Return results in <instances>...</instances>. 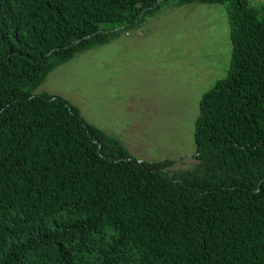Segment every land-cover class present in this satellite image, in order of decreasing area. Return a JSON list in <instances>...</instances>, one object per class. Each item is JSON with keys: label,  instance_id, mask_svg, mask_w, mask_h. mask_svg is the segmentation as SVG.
<instances>
[{"label": "trees", "instance_id": "1", "mask_svg": "<svg viewBox=\"0 0 264 264\" xmlns=\"http://www.w3.org/2000/svg\"><path fill=\"white\" fill-rule=\"evenodd\" d=\"M168 0H0V264H264V6L228 3L229 73L195 121L199 162L144 161L50 92L78 53Z\"/></svg>", "mask_w": 264, "mask_h": 264}, {"label": "rangeland", "instance_id": "2", "mask_svg": "<svg viewBox=\"0 0 264 264\" xmlns=\"http://www.w3.org/2000/svg\"><path fill=\"white\" fill-rule=\"evenodd\" d=\"M230 32L228 3L168 0L140 26L55 68L33 93L67 98L140 160L170 158L169 170L190 169L199 162L201 98L229 73Z\"/></svg>", "mask_w": 264, "mask_h": 264}]
</instances>
